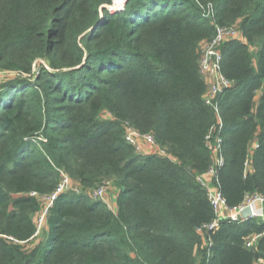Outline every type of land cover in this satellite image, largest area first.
Listing matches in <instances>:
<instances>
[{"label": "trees", "instance_id": "16d2710c", "mask_svg": "<svg viewBox=\"0 0 264 264\" xmlns=\"http://www.w3.org/2000/svg\"><path fill=\"white\" fill-rule=\"evenodd\" d=\"M115 1L0 0V264H258L264 237L246 239L264 222L225 223L212 258L198 233L214 218L197 178L218 125L199 64L217 27L241 29L221 49L233 88L219 98L236 208L264 196V0ZM127 127L165 155L137 154ZM62 172L80 194L57 198L36 244ZM104 184L112 209L92 197Z\"/></svg>", "mask_w": 264, "mask_h": 264}, {"label": "built area", "instance_id": "2783aa9c", "mask_svg": "<svg viewBox=\"0 0 264 264\" xmlns=\"http://www.w3.org/2000/svg\"><path fill=\"white\" fill-rule=\"evenodd\" d=\"M124 2L126 3L127 0ZM125 3L123 5H125ZM216 32V37L213 41L201 45V59L199 64L200 74L208 86L207 94L205 95V102L208 106L215 109L218 119V125L214 127L207 136V141L210 144V149L214 156V162L207 173L197 178L198 183L207 194L214 215V218L210 223H206L198 228V233L205 240V247L210 249V258L213 257L211 249H213L215 245L214 236L221 230L225 223L243 224L251 220L264 222L263 195L259 193L248 194L240 206L231 208L228 206L221 190L219 172L224 167L226 159L222 147L224 121L220 110L219 98L226 91L233 88V83L226 79L222 74L223 53L221 49L222 46L227 43L244 41V37L238 26L217 27ZM125 138L127 143L134 147L136 153L139 155L144 156L151 153H159L162 156L165 155V152L159 151L155 139L151 134H141L133 128L127 127ZM257 149H259V145L254 144L250 155L252 156L253 152ZM250 163L249 160L246 164L247 168H249ZM110 185L111 184H104L100 186L93 192L92 197L94 200L103 201L109 209H112L113 206L107 200L108 188ZM68 192H76L77 194H80V190L73 184L70 177L62 172L61 184L57 191L44 198V202L46 203V216L57 198ZM263 237L264 233L252 234L246 239V247L248 249L255 248ZM258 264H264V259H260Z\"/></svg>", "mask_w": 264, "mask_h": 264}, {"label": "rangeland", "instance_id": "374dc122", "mask_svg": "<svg viewBox=\"0 0 264 264\" xmlns=\"http://www.w3.org/2000/svg\"><path fill=\"white\" fill-rule=\"evenodd\" d=\"M125 0H117L115 5H113L114 9H112L113 12H119L122 9V6H124L123 4ZM112 7V8H113ZM12 78H14V76H10ZM5 77L3 75H0V81H2ZM111 187V186H110ZM110 187L108 188V193L111 191L109 190ZM112 189V187H111ZM117 195V193H116ZM115 193H112L111 196H116ZM110 196V195H109ZM46 203L44 202V206H43V210L35 216V221L38 225L39 228V232L37 234V238L35 240L36 244H38L42 238L44 237L45 233H46Z\"/></svg>", "mask_w": 264, "mask_h": 264}, {"label": "crops", "instance_id": "0c3cea01", "mask_svg": "<svg viewBox=\"0 0 264 264\" xmlns=\"http://www.w3.org/2000/svg\"><path fill=\"white\" fill-rule=\"evenodd\" d=\"M117 196V195H116ZM107 200L109 201V202H115L116 201V199H115V197L114 196H109L108 195V197H107Z\"/></svg>", "mask_w": 264, "mask_h": 264}, {"label": "water", "instance_id": "95a60500", "mask_svg": "<svg viewBox=\"0 0 264 264\" xmlns=\"http://www.w3.org/2000/svg\"><path fill=\"white\" fill-rule=\"evenodd\" d=\"M128 1V0H127Z\"/></svg>", "mask_w": 264, "mask_h": 264}]
</instances>
